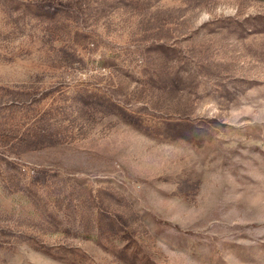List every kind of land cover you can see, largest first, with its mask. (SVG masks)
<instances>
[{
	"label": "rangeland",
	"instance_id": "obj_1",
	"mask_svg": "<svg viewBox=\"0 0 264 264\" xmlns=\"http://www.w3.org/2000/svg\"><path fill=\"white\" fill-rule=\"evenodd\" d=\"M0 264H264V0H0Z\"/></svg>",
	"mask_w": 264,
	"mask_h": 264
}]
</instances>
